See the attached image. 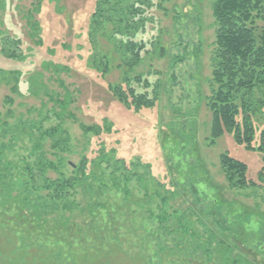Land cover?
Masks as SVG:
<instances>
[{"label":"rangeland","instance_id":"1","mask_svg":"<svg viewBox=\"0 0 264 264\" xmlns=\"http://www.w3.org/2000/svg\"><path fill=\"white\" fill-rule=\"evenodd\" d=\"M213 1L171 0L164 5L167 12L149 11L158 19L167 55H145L132 74L142 73L151 82L160 78L164 90L153 108L135 112L117 102L107 88L120 79L121 69L112 66L103 75L91 66L93 55L110 50L107 40L97 37L91 43L87 35L95 0H43L33 14L42 45L28 36L25 15L32 0H0V30L20 39L24 56L17 61L0 54L3 158L14 171H21L25 162L34 163L42 153L49 160L61 157L68 166L83 156L97 160L92 168L95 176L87 179L92 191L76 195V202L92 205V212L77 213L70 234L62 233L54 220L39 226L43 234L29 230L30 224L18 216L22 207L0 199V264H41L37 250L28 246L47 234L48 242L54 241V234L64 235L65 242L82 250L91 243L89 233L96 230L101 237L116 238L125 255L139 250L150 254L163 247L156 264H264V187L230 188L218 163L220 153L227 151L247 164L248 178L257 180L262 155L236 144L230 134L208 143L205 97L210 94L206 79ZM263 95L261 89L250 97ZM105 119L112 124L110 134L93 136L79 128L101 125ZM253 122L257 146L264 119L255 115ZM54 127L58 132L50 138L45 131ZM61 138L67 151L51 146L52 140ZM111 147L125 166L114 161L115 154H108ZM11 214L13 219L8 218ZM14 228L15 243L8 234ZM122 257L116 259L119 264H130Z\"/></svg>","mask_w":264,"mask_h":264},{"label":"trees","instance_id":"2","mask_svg":"<svg viewBox=\"0 0 264 264\" xmlns=\"http://www.w3.org/2000/svg\"><path fill=\"white\" fill-rule=\"evenodd\" d=\"M42 1L32 0L31 11L25 15L28 36L34 39L36 45H42V39L39 35V24L34 20L33 14L39 12ZM170 1L95 0L94 9L89 16V41L96 43L95 39L100 37L110 43L108 52L93 55L91 66L103 75L109 73L112 66L121 69L120 79L108 83L107 88L117 102L135 112L153 108L164 90L160 78L151 82L142 73L132 72L147 54H156L158 57L167 55L166 48L161 45L158 19L149 11L156 9L165 13L167 8L164 5ZM211 15L213 40L209 51L210 77L206 79L210 94L205 97V106L210 114L208 143L213 144L219 137L230 134L236 144L260 153L263 165L257 172V180L248 178L247 164L227 151L220 153L218 163L230 188L264 187V129L259 131V142L255 146L257 129L253 122L255 115H262L264 119V95L262 99L256 100L250 97L254 91L264 89V0H214ZM172 19L176 20L177 16L174 14ZM148 25L152 26L151 30ZM149 32L151 35L147 37ZM0 54L7 59H24L20 39L0 30ZM175 60L176 57L172 59L173 63ZM35 79L31 77V80ZM16 86L12 88L13 91ZM65 99L67 101L70 98L66 96ZM79 128L83 133L91 132L93 136L113 132L112 124L106 119L101 125L80 124ZM57 132L55 127L45 131L52 135L50 138ZM51 142V146L57 150H68L63 138ZM5 146V143L0 144V199L4 203L15 202L22 207L18 216L21 215L30 224L29 230H42L43 234L45 230L39 226L43 222L54 220L62 233L70 234L71 222L76 223L77 213L81 214L86 210L92 212V205L89 206L87 201L85 204L76 202V195L86 189L92 191L87 179L95 176L92 168L97 165L96 157L90 160L83 156L77 164L68 166L63 158L49 160L42 153L34 163L25 162L21 171H14L11 162L3 158ZM34 147L39 146L35 144ZM101 147L104 149L105 145L101 144ZM108 152L110 155L117 154L114 147ZM116 154L114 161L125 166L126 162ZM99 157H104V153L99 154ZM108 161L105 160L106 163ZM167 163L164 161L166 173L169 175ZM141 164L146 166L142 162ZM61 166L67 172L62 171ZM114 167L117 168V164ZM49 172L54 175L48 176ZM14 217L13 214L8 216L12 219ZM161 218L162 222H167V217ZM14 232L18 233L17 228L8 229L13 243L17 240ZM89 234L93 235L89 241L91 243L82 250L71 246L64 241V235L59 237L58 234H54L53 242L46 241L48 234L41 242H37L36 238L31 239L36 244L30 243L31 246L28 247L37 250L41 264H119L116 261L119 254L126 256L127 259L122 257V260L130 264H156L164 249L159 247L152 254L139 250L133 255H125L116 238L110 239L104 235L101 237L97 230ZM82 239L85 240V235ZM105 242L107 244L104 246ZM13 243L10 244L14 245Z\"/></svg>","mask_w":264,"mask_h":264}]
</instances>
